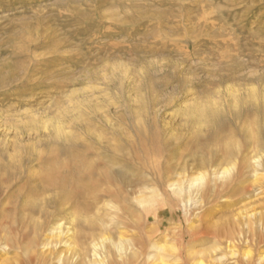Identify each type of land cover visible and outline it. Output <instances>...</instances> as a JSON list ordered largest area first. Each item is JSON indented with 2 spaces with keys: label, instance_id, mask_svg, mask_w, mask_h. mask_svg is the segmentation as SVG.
I'll return each instance as SVG.
<instances>
[{
  "label": "rangeland",
  "instance_id": "374dc122",
  "mask_svg": "<svg viewBox=\"0 0 264 264\" xmlns=\"http://www.w3.org/2000/svg\"><path fill=\"white\" fill-rule=\"evenodd\" d=\"M248 88L264 0H0V264H264Z\"/></svg>",
  "mask_w": 264,
  "mask_h": 264
},
{
  "label": "bare ground",
  "instance_id": "6f19581e",
  "mask_svg": "<svg viewBox=\"0 0 264 264\" xmlns=\"http://www.w3.org/2000/svg\"><path fill=\"white\" fill-rule=\"evenodd\" d=\"M259 91H261V92H263V94H264V88L263 89H261V90H259V89H256V88H248L247 90H246V92H245V94L246 95H248V96H251V97H256L257 96V93L259 92ZM238 93V92H237ZM237 93L234 91V90H231V89H228V96H230L232 99H233V101L234 102H236V101H238V95H237ZM240 95V94H239ZM237 103V102H236ZM62 131V130H61ZM41 210V209H40ZM46 213L48 214L49 212L48 211H46V210H44L43 211V214H45L46 215ZM75 213V212H74ZM44 216V215H43ZM77 218V217H76ZM76 218H75V215L74 214H71V216H70V218H69V221H67V222H60V221H58L57 222V224H56V231H58L57 232V237H60L62 234H63V232H64V230L66 229V233H69L70 235V238H73V240L75 239V235H76V229H75V223H76ZM88 218V217H87ZM89 219V218H88ZM88 221V220H87ZM78 222V221H77ZM56 236V235H55ZM63 236V235H62ZM62 239V238H61ZM67 240H68V238H67ZM75 242V241H74ZM71 243V242H70ZM74 245V244H73ZM71 245H69V247H70ZM68 247V248H69ZM157 249H161L162 247H156ZM72 249H75L76 250V247H74V248H71V250ZM235 251V250H234ZM232 249H230V256H234L235 255V252H234ZM205 253V249H198L197 251H196V254H195V256H196V258H195V260H194V262H195V264H205V259H204V257H202L203 256V254ZM225 255V254H224ZM243 256L247 259V258H249V256H250V253H249V251H246V252H244V254H243ZM160 257V256H159ZM222 258H223V256H221V257H212V260L213 261H216V262H218V261H221L222 260ZM262 259L263 258H259V260L260 261H262Z\"/></svg>",
  "mask_w": 264,
  "mask_h": 264
}]
</instances>
